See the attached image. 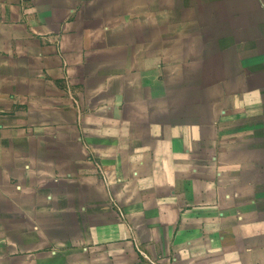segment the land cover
<instances>
[{"label":"crops","instance_id":"obj_1","mask_svg":"<svg viewBox=\"0 0 264 264\" xmlns=\"http://www.w3.org/2000/svg\"><path fill=\"white\" fill-rule=\"evenodd\" d=\"M0 264H264V0H0Z\"/></svg>","mask_w":264,"mask_h":264}]
</instances>
